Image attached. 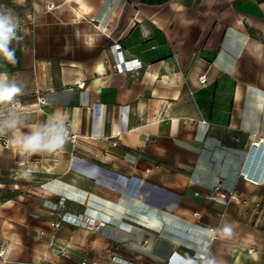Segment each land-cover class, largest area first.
Instances as JSON below:
<instances>
[{"label":"crops","instance_id":"0c3cea01","mask_svg":"<svg viewBox=\"0 0 264 264\" xmlns=\"http://www.w3.org/2000/svg\"><path fill=\"white\" fill-rule=\"evenodd\" d=\"M24 1L0 0L34 20L0 72L29 124L59 114L77 138L31 157L0 141V264H264V0Z\"/></svg>","mask_w":264,"mask_h":264},{"label":"clouds","instance_id":"9594fccd","mask_svg":"<svg viewBox=\"0 0 264 264\" xmlns=\"http://www.w3.org/2000/svg\"><path fill=\"white\" fill-rule=\"evenodd\" d=\"M19 28V16L0 5V61L5 64L15 65L18 62L13 43L21 39ZM22 94L23 89L17 80L10 78L6 71L0 72V138H5L13 151L24 157L61 150L67 134L63 118L53 114L44 122L29 124L27 115L13 108ZM223 232L231 235L228 227ZM209 234L214 235V230H209Z\"/></svg>","mask_w":264,"mask_h":264},{"label":"built area","instance_id":"2783aa9c","mask_svg":"<svg viewBox=\"0 0 264 264\" xmlns=\"http://www.w3.org/2000/svg\"><path fill=\"white\" fill-rule=\"evenodd\" d=\"M117 69L122 70V69H130V70H139L140 68L143 67V64L141 63V61L137 60L136 58H132L130 60H124L123 63L119 62L118 64H116L115 66ZM200 81L201 83H206L207 81V77L206 75H203L200 77ZM77 138V135L75 133H70L69 131H67L66 134V139H73L75 140ZM263 144L264 145V138L260 139L258 143H256V141L253 143V146L255 148L256 147H260V145ZM255 173V172H254ZM250 174L247 173L245 175V177L256 183L259 184L262 180L261 179V174L260 173H255V174ZM257 174V175H256ZM210 198L214 199V200H219L221 198L224 199H232V200H237L239 201L240 198L236 195V193L232 190L228 191V192H217L214 195H210ZM253 213L256 216H264V204L260 203V202H256L254 208H253ZM73 222L72 219L70 218V216H68V213H65L64 215H62L59 219H56L54 221L51 222V226L55 229V230H59L60 228H62L63 224L65 222ZM75 221V220H74ZM78 223L80 224V226H84L92 231H96L100 225H104V222H101L100 224H97L96 220L92 219V218H87V219H83V220H78ZM6 255V251L5 249L0 248V258L1 257H5ZM120 260L125 263V264H133L132 262H129L123 258H120ZM84 264H89L88 262H85Z\"/></svg>","mask_w":264,"mask_h":264},{"label":"rangeland","instance_id":"374dc122","mask_svg":"<svg viewBox=\"0 0 264 264\" xmlns=\"http://www.w3.org/2000/svg\"><path fill=\"white\" fill-rule=\"evenodd\" d=\"M30 3V1L29 0H25L24 1V5L23 4H21V5H16V6H14V5H12V7H16L17 8V10H18V7H20V8H24V9H26V10H28L29 9V6H28V4ZM11 4V2H5V4H4V7L6 6H8V5H10ZM2 5V4H1ZM3 6V5H2ZM16 15H18L19 16V18H20V28H24V26L25 25H27V24H30L31 22V24H33V22H34V20H33V17H24L23 16V14H24V12L23 11H21V9H20V11H18V12H14ZM19 34V36L21 37V39L23 40V37H24V35L22 34V33H18ZM41 35H43V34H41ZM53 36H58V37H60L59 35L60 34H52ZM30 36V34H28V37ZM71 37H72V34L71 33H68V32H64V34H63V38H64V41H65V54H66V51L68 52L69 50L71 51V45H70V43H71ZM66 42L68 43L69 42V44L68 45H66ZM69 51V52H70ZM19 104H16V105H14L13 106V108L14 109H16L17 107L19 108ZM4 111H7V109H3ZM3 138H0V141L1 142H3V140H2ZM5 139V138H4ZM6 140V139H5ZM3 144H4V146H5V143L3 142ZM1 148H3V147H1L0 146V149ZM5 151H4V149H1V151H0V154H3ZM9 166V164H8V162H7V159H6V157H0V168L2 169V170H5L7 167ZM13 172V175H11V178H15V180L14 181H18L19 183H27L28 185H30L29 186V188H35V187H41V188H44L43 186L45 185V184H41V182H40V179H39V177L38 176H35V175H32L31 173H23L22 171H16V170H13L12 171ZM8 174H6V176H0V179H2V181H4L5 183H3L4 184V186H8V185H10V180L11 179H9L8 177ZM12 185V184H11ZM0 197H2V196H0ZM262 202V204H264V201H260V203Z\"/></svg>","mask_w":264,"mask_h":264},{"label":"bare ground","instance_id":"6f19581e","mask_svg":"<svg viewBox=\"0 0 264 264\" xmlns=\"http://www.w3.org/2000/svg\"><path fill=\"white\" fill-rule=\"evenodd\" d=\"M258 142H259V140H258ZM258 142H256V143H258ZM262 146H263V145L261 144L260 147H256V146H255V148H256V149H261Z\"/></svg>","mask_w":264,"mask_h":264}]
</instances>
